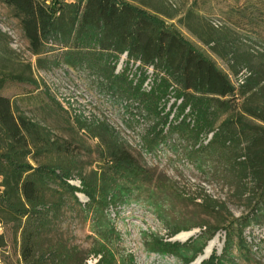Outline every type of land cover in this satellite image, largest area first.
<instances>
[{"label":"rangeland","instance_id":"rangeland-1","mask_svg":"<svg viewBox=\"0 0 264 264\" xmlns=\"http://www.w3.org/2000/svg\"><path fill=\"white\" fill-rule=\"evenodd\" d=\"M118 2L143 10L174 31L235 86L249 72L264 76V0ZM55 57L57 52L41 64L45 69L38 67L14 10L0 0V95L9 99L15 116L39 124L50 140L66 147L60 154L35 151L27 161L34 167H66L71 185L79 187L78 177L87 178L95 195L89 202L58 179H49L45 194L56 210L47 215L35 259L59 249L74 254L71 264H95L93 251L102 248L111 264H264V210L254 200H239L225 185L221 170L217 172L216 147L199 150L201 142L195 143L188 131L175 129L176 123L164 125L161 116L133 101L126 84L109 81L100 68L54 66ZM125 61L122 55L114 73L123 71ZM138 65L130 62L126 70L134 83ZM9 74L13 77H4ZM146 74L145 92L153 82L152 67ZM173 102L171 93L164 113ZM77 118L86 121L88 130L79 129ZM108 134L147 174L111 167L105 156ZM1 182L0 176V198ZM204 194L225 201L226 211L217 218L202 214L196 198ZM23 222L0 213V264H25ZM196 224L220 229L209 238Z\"/></svg>","mask_w":264,"mask_h":264},{"label":"trees","instance_id":"trees-1","mask_svg":"<svg viewBox=\"0 0 264 264\" xmlns=\"http://www.w3.org/2000/svg\"><path fill=\"white\" fill-rule=\"evenodd\" d=\"M1 1L14 10L39 68L45 69L41 64L57 52L54 66L61 63L71 69L100 68V72L108 73L109 81L126 84L133 101L161 116L164 125L176 123L175 129L188 131L195 143L201 142L199 150L216 147L217 172L221 170L225 185L239 200H254L264 210V76L260 72H249L235 86L227 74L174 31L143 10L118 0ZM191 13L190 9L185 15ZM122 55L126 56L124 69L114 73ZM231 55L236 58L234 52ZM130 62L139 63L135 83L126 75ZM148 67H152L154 76L145 92ZM171 93L174 102L164 113ZM238 99H242L240 104ZM173 109V121L169 122ZM77 123L79 129L88 130L86 121L82 123L77 118ZM106 129H102L105 134ZM108 136L105 156L114 170L131 168L141 177L147 174L117 140ZM202 141L207 143L203 145ZM65 149L57 140H50L39 124L15 116L9 99L0 95V176L4 188L0 213L6 212L18 222L24 219L21 258L25 264L38 260L54 264L74 262V254L59 249L49 251L48 258L40 254L35 259L41 231L49 223L47 215L56 210L45 190L50 178L58 179L72 194H82L91 202L95 195L90 181L79 176L80 186L76 187L69 183L72 176L68 168L34 167L27 161L35 151L60 154ZM196 199L197 207L206 216L217 218L226 211V202L218 198L204 194ZM195 226L204 228L203 233L209 238L220 229L206 224ZM2 240L0 235V246ZM93 256L98 257L95 264H111L102 248L94 250Z\"/></svg>","mask_w":264,"mask_h":264},{"label":"bare ground","instance_id":"bare-ground-1","mask_svg":"<svg viewBox=\"0 0 264 264\" xmlns=\"http://www.w3.org/2000/svg\"><path fill=\"white\" fill-rule=\"evenodd\" d=\"M186 236H188L187 234H186ZM209 248H210V246L206 249L207 251L209 250Z\"/></svg>","mask_w":264,"mask_h":264},{"label":"built area","instance_id":"built-area-1","mask_svg":"<svg viewBox=\"0 0 264 264\" xmlns=\"http://www.w3.org/2000/svg\"><path fill=\"white\" fill-rule=\"evenodd\" d=\"M239 83H241V80H239ZM238 85V84H237Z\"/></svg>","mask_w":264,"mask_h":264}]
</instances>
